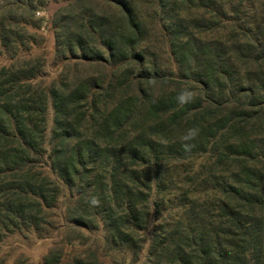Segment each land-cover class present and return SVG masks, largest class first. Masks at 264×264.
Here are the masks:
<instances>
[{
  "label": "trees",
  "instance_id": "trees-1",
  "mask_svg": "<svg viewBox=\"0 0 264 264\" xmlns=\"http://www.w3.org/2000/svg\"><path fill=\"white\" fill-rule=\"evenodd\" d=\"M2 1L0 241L54 228L62 200V226L102 246L43 264H264V0H59L55 61L90 74L49 86L24 55L51 0ZM150 21L175 74L149 58ZM203 154L173 207L172 167Z\"/></svg>",
  "mask_w": 264,
  "mask_h": 264
},
{
  "label": "rangeland",
  "instance_id": "rangeland-1",
  "mask_svg": "<svg viewBox=\"0 0 264 264\" xmlns=\"http://www.w3.org/2000/svg\"><path fill=\"white\" fill-rule=\"evenodd\" d=\"M3 1L0 0V6ZM63 5L59 0L49 1L44 7L39 8L37 14L35 15L38 21V28H29L31 32L36 33L41 36L42 39L38 40L37 47L33 48L29 55H24L25 57L31 58H45L48 62V67L44 69L45 75L41 79L39 78L37 82H41L43 86H49L52 82H66L69 83L77 78H84L88 74L85 71H77L73 67L66 68L65 64L55 61V40H54V29L52 27V17L54 13ZM150 8L144 7V14L146 15V20H148L147 13ZM152 9H150L151 11ZM149 21V20H148ZM149 35L150 43L147 44V50L149 53V58L155 63L159 64L166 74L176 73V65L174 64L172 58L169 55L168 43L166 42L163 34L159 31L153 21L149 22ZM12 61L8 56L0 57V67L9 66ZM98 74V73H97ZM95 73L94 75L97 76ZM98 77V76H97ZM162 85H157L154 89L157 95H161L163 89ZM185 90H193L195 86L193 85H183ZM52 118L53 113L50 110L48 117V127H47V139L49 140L51 129H52ZM212 161V160H211ZM208 156L205 154L195 156L188 160H182L177 162L175 166L172 167V172L176 179V186L181 190L170 191V197L172 203L171 205L175 207L178 204L179 195L184 192L190 194L191 189L194 188L188 185L189 176H194L198 172L206 175V169L209 165ZM155 198V196L153 197ZM65 205L62 200L59 202L57 209L54 210L53 217L51 218L54 222V228L46 231L45 233H38L32 229L20 233H15L10 235L0 241V264H43L44 259L53 250H59L64 256V260H68L83 252L86 249L94 250L97 247L102 246V240L100 234H90L86 231L70 230L63 227V222L60 220L59 215L64 212ZM84 239L85 242L79 240ZM98 250V249H96ZM102 249H99L98 255L101 260L105 262H110V257H104L101 253ZM145 253L141 256V262L143 261ZM116 264H129V260L126 256L118 255ZM137 263V264H141ZM110 264V263H109Z\"/></svg>",
  "mask_w": 264,
  "mask_h": 264
}]
</instances>
